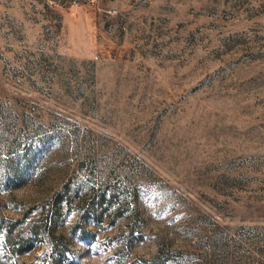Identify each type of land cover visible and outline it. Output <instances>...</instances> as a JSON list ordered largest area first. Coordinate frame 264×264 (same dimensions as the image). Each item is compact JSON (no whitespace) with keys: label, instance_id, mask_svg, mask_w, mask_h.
<instances>
[{"label":"rangeland","instance_id":"1","mask_svg":"<svg viewBox=\"0 0 264 264\" xmlns=\"http://www.w3.org/2000/svg\"><path fill=\"white\" fill-rule=\"evenodd\" d=\"M0 264H264V0H0Z\"/></svg>","mask_w":264,"mask_h":264},{"label":"trees","instance_id":"2","mask_svg":"<svg viewBox=\"0 0 264 264\" xmlns=\"http://www.w3.org/2000/svg\"><path fill=\"white\" fill-rule=\"evenodd\" d=\"M86 238V237H85ZM26 250H30V248H27Z\"/></svg>","mask_w":264,"mask_h":264}]
</instances>
